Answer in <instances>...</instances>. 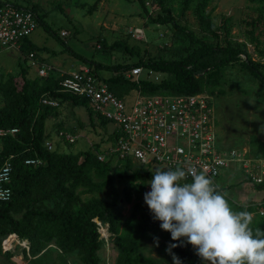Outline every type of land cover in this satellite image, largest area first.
<instances>
[{"label":"trees","instance_id":"obj_1","mask_svg":"<svg viewBox=\"0 0 264 264\" xmlns=\"http://www.w3.org/2000/svg\"><path fill=\"white\" fill-rule=\"evenodd\" d=\"M1 1L0 7L3 3H8ZM136 1L151 24L170 25L175 37L181 42H187L188 45L175 51L180 54L179 58L165 59L144 56L139 45H130L122 41L107 44L106 40L100 39L101 47L97 48L99 50L106 46L105 48L110 51H119L124 56L137 57L135 62L111 65L86 60L71 52L75 58L86 63L95 76L104 80L108 89L118 98H123L133 91H140L148 95L206 93L215 99L223 94L221 86L223 71L233 65H238L240 71L264 85V74L260 70V66L264 64L254 60L245 46L232 43L230 18L223 17L220 26H216L210 14L204 12L211 0H200L195 7V19L200 32L204 34L202 37H198L186 26L177 24L171 15V9L164 6V0H159V4L165 16L157 15L155 18L149 14L144 0ZM246 1L260 5L259 15L250 21L243 20V23L246 29L250 28L245 31L246 37L250 42H255L257 53L264 57V45L260 47L261 43L254 37L257 27L261 23L264 24V0ZM191 2L192 0L182 1V13ZM8 4L23 8L17 4ZM56 4L53 9L60 10V13L65 15L62 6ZM25 9L33 11L44 30L60 41L56 32L43 22L45 15L38 3L30 0ZM94 10L95 6H92L88 13L91 14ZM221 35L224 37L223 43L220 41ZM210 39H214L215 42H209ZM36 49L28 38L22 39L23 54L28 56L35 53ZM28 66L18 62V73L0 82V131L17 129L14 135L0 136V167L7 160L12 166L8 184L10 197L7 201H0V246L8 236H17L20 240L29 242L31 256L37 257L41 263L45 257L49 258L47 256L49 246L53 244L59 253L61 264H67L66 255L77 256L82 264H100L97 251L102 240H99L100 234L96 223L98 221L102 226L107 225L108 231L114 237L116 264H173L172 256L165 251L168 247L165 242L159 243L156 248L157 259L146 258L138 253L140 245L150 240L149 232L161 229L160 222L153 220L151 212L142 210L139 216L132 214L124 219L116 200L105 202L91 197L83 201L80 198L81 194L102 191L110 181V173L122 168L130 172L128 176L130 185L124 190L125 197L129 199L132 189L136 185L141 187L143 182L150 181L153 173L139 166L132 169L133 163L129 160L118 161L115 167L110 161H98L95 153L99 151L103 140L83 152L65 154L49 151L44 144L50 140L46 121L50 117H57V111L62 106L84 108L91 126H94L97 120L100 127L105 129L107 122L94 113L85 98L63 91L60 86L62 77L58 76V73L52 71L44 78L36 74L31 79L28 78ZM133 67L150 70L158 75L154 76L157 79L161 75L165 77L157 83L147 78H140L137 82L130 81L124 74ZM100 71H108L113 75L101 78ZM45 96L56 100L58 106L52 108L42 105L40 101ZM56 126L57 134L76 135L70 129L64 128L61 123ZM66 144L71 146L65 142ZM250 144L256 149L253 151V157L264 158V142L252 138ZM27 160H39L40 164L28 165L25 164ZM246 181L252 184L254 191H264V180L258 184L251 178ZM231 207L237 212H257L256 207L244 208L239 204H233ZM262 210V215L259 214V217L252 221L253 230L256 228L264 230V203ZM122 225L125 226L124 230L121 229ZM102 234L106 235L107 230H102ZM162 236L169 244L180 243L172 241L169 232L163 233ZM172 252L180 258L182 264H203L191 245L173 248Z\"/></svg>","mask_w":264,"mask_h":264},{"label":"rangeland","instance_id":"obj_2","mask_svg":"<svg viewBox=\"0 0 264 264\" xmlns=\"http://www.w3.org/2000/svg\"><path fill=\"white\" fill-rule=\"evenodd\" d=\"M182 1L164 0V6L171 9V15L177 24L186 26L198 37H202L204 34L200 32L195 19V7L200 0H192L183 13ZM1 2L13 3L26 8L30 0H2ZM34 2L38 3L45 15L43 22L47 23L60 39L59 41L50 36L38 23L28 38L38 48L35 52L36 60L47 63L49 66L61 67L68 72L86 65V63L75 58L71 52L86 60H93L104 65L135 62L137 60L136 56L132 58L124 56L119 51H110L105 48L106 46L101 50L97 49L99 46L101 47L100 39L106 40L107 44L122 41L130 45H139L143 55L145 54L144 56L165 59L179 58L180 54L175 51L188 45L187 42H181L175 37L170 25L151 24L136 0H102L100 2L99 0H76V2L73 0H34ZM144 2L153 18L157 15L165 16L159 0H144ZM56 3L58 6H62L66 16L62 15L60 10L53 9ZM92 6H95V10L89 14L88 10ZM259 7V4L249 3L246 0H211L204 12L210 14L211 20L216 26H220L223 17L230 18L232 43L245 46L254 60L264 64V57L257 53L255 42H250L245 35V31L250 28L246 29L247 27L243 23V20L255 19L259 15ZM62 32H65L66 35L63 36ZM254 37L258 38L261 43L260 47H263V23L255 30ZM223 39L224 37L221 35L220 41L222 42ZM209 42H215V40L210 39ZM21 48L22 40H19L13 48L0 49V82L6 81L10 76L18 73V62L28 66L29 58L23 54ZM27 69L28 78L36 76L35 67L28 66ZM260 70L264 74V65L260 66ZM53 72L56 73L57 71ZM223 73L224 77L221 83L223 94L213 100V117L219 145L227 149L236 148L244 152L247 151L248 156L253 157V151L256 149L250 144L251 139L257 138L264 142V85L251 78L247 73L240 71L238 65L227 67ZM99 75L101 78H109L113 74L108 71H100ZM154 76L158 75L152 72L147 79L157 83L165 77V75H161L157 79ZM140 78L146 77L141 75ZM133 98L134 92H131L126 101L128 102ZM59 123L79 136L74 145H65V142L58 139V134L55 133H57L56 125ZM113 126L109 123L104 129L100 127L97 120H95L94 126H91L84 108H73L65 105L59 108L57 117H50L46 121V129L50 134L48 142L52 144V151L65 154L91 149L95 143H99L100 140L109 135ZM260 162L264 166V158ZM136 166V164H132V169H135ZM254 168L255 166H252V170ZM156 169L160 168L152 167L147 171L154 173ZM125 172L122 168L113 170L109 175L110 181L102 191L81 194V200L84 201L91 197L105 202L116 200L124 219L129 218L132 214L139 216L142 210L150 212L144 202V194L150 191V184H148L150 181L143 182L141 187L136 185L130 193V198L127 199L124 190L130 185L128 184L130 172ZM225 173L227 176L219 180L218 183L223 186L222 193L226 194L229 204H239L244 208L256 207L257 212L252 213L253 220H256L260 212H263L264 191H254L252 184L246 181L239 170L237 172L229 170ZM254 173L260 175V170L256 169ZM104 229H107L106 235L102 234ZM121 229L124 230L125 226L122 225ZM99 231V240H102L101 247L97 251L100 264H116L117 251L113 235L108 231L107 225L99 228ZM163 233L166 231L162 229L149 232L150 240L140 245L138 253L146 258L157 259V244L154 238H158L159 243L165 242L169 245V241L162 236ZM18 240L20 244L12 243L10 238L7 240L6 246L8 248L15 247L14 250L7 253L3 252L2 243L0 246V264H61L58 258L59 253L53 244L49 246V253L47 254L50 259L45 257L41 263L36 259L37 257L31 256L29 242L19 238ZM66 262L67 264H82L79 258L74 255H66ZM202 263L205 264L203 260Z\"/></svg>","mask_w":264,"mask_h":264},{"label":"built area","instance_id":"obj_3","mask_svg":"<svg viewBox=\"0 0 264 264\" xmlns=\"http://www.w3.org/2000/svg\"><path fill=\"white\" fill-rule=\"evenodd\" d=\"M36 26L37 17L33 11L3 3L0 7V49L15 47L17 41L29 38ZM62 35L66 33L62 32ZM28 58V65L36 68L38 77L44 78L53 71L51 66L37 61L34 53L29 54ZM151 73L150 70L133 67L124 75L128 80L137 82L141 75L148 78ZM61 77L63 91L85 98L98 117L114 125L95 153L98 161H110L115 167L118 161L129 160L145 170L152 167L162 170L194 167L198 172H205L221 193L223 186L218 181L225 178V172L229 170H239L245 179L251 178L256 184L263 182L264 166L260 162L263 158L250 157L247 151L219 145L212 96L206 93L148 95L133 91L134 98L127 102L130 94L123 98L115 96L87 65ZM40 102L52 108L58 106L56 100L46 96ZM16 133L17 129L1 130L0 136ZM58 139L74 145L79 136L59 133ZM44 144L49 151L52 150L50 142ZM25 164H40V161L27 160ZM252 166H255L253 170ZM256 169L260 170V175L254 173ZM11 172L12 166L7 160L0 167L1 202L10 197L8 184ZM183 182H191V176ZM96 223L99 231L103 226ZM8 237L2 245L4 253L15 248L6 246Z\"/></svg>","mask_w":264,"mask_h":264},{"label":"clouds","instance_id":"obj_4","mask_svg":"<svg viewBox=\"0 0 264 264\" xmlns=\"http://www.w3.org/2000/svg\"><path fill=\"white\" fill-rule=\"evenodd\" d=\"M188 176L191 182L182 183ZM148 184L144 202L153 220L170 233L172 241L180 242L165 249L173 264L182 261L172 249L185 244L205 264H264V230H253V214L234 211L226 194L217 190L205 172L194 167L156 169ZM154 240L158 246V238Z\"/></svg>","mask_w":264,"mask_h":264},{"label":"crops","instance_id":"obj_5","mask_svg":"<svg viewBox=\"0 0 264 264\" xmlns=\"http://www.w3.org/2000/svg\"><path fill=\"white\" fill-rule=\"evenodd\" d=\"M38 49V48H37ZM36 52V51H35ZM47 64V63H46ZM52 67H53V70L54 71H57V75H63V74H66V73H69V72H71V71H65L64 69H62L61 67H54L53 65H51ZM55 68V69H54ZM55 134H57V133H55ZM50 139V138H49ZM85 151H87V150H85Z\"/></svg>","mask_w":264,"mask_h":264},{"label":"bare ground","instance_id":"obj_6","mask_svg":"<svg viewBox=\"0 0 264 264\" xmlns=\"http://www.w3.org/2000/svg\"><path fill=\"white\" fill-rule=\"evenodd\" d=\"M98 222V221H97ZM101 233V232H100ZM10 238V240L12 241V243H19V240H18V238H17V236H10L9 237ZM8 238V239H9ZM20 244V243H19ZM13 245V244H12ZM18 245V244H17Z\"/></svg>","mask_w":264,"mask_h":264}]
</instances>
